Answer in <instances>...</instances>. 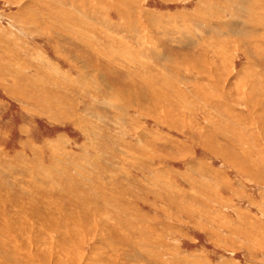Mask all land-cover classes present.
<instances>
[{
  "label": "rangeland",
  "instance_id": "obj_1",
  "mask_svg": "<svg viewBox=\"0 0 264 264\" xmlns=\"http://www.w3.org/2000/svg\"><path fill=\"white\" fill-rule=\"evenodd\" d=\"M263 5L0 0V264H264Z\"/></svg>",
  "mask_w": 264,
  "mask_h": 264
},
{
  "label": "bare ground",
  "instance_id": "obj_2",
  "mask_svg": "<svg viewBox=\"0 0 264 264\" xmlns=\"http://www.w3.org/2000/svg\"><path fill=\"white\" fill-rule=\"evenodd\" d=\"M251 1H252V0H251ZM253 4H256V3L253 1ZM263 6H264V5H263ZM262 9H263V8H262ZM246 12H247V11H246ZM243 16H244V15H243ZM245 20H246V18H245ZM245 20H244V21H245ZM244 21H242V22L244 23ZM246 21H247V20H246ZM39 23H41V22H39ZM43 24H44V23H43ZM245 24H247V23H245ZM247 25H249V24H247ZM43 28H44V29H46V28L48 29V27H45V25H44ZM65 57H66V56H65ZM68 58H69V57L67 56V59H68ZM2 59H3V58H2ZM70 59H71V58H70ZM3 60H4V59H3ZM0 61H1V60H0ZM0 63H1V62H0ZM3 63H5V62H3ZM5 64H6V63H5ZM11 65H12V64H11ZM6 67H7V66H6ZM6 69H7V68H6ZM77 70H78V69H77ZM14 76H15V75H14ZM14 76H13V77H14ZM20 76H21V75H20ZM11 78H12V77H11ZM14 78H15V77H14ZM16 78H17V77H16ZM14 81H15V80H14ZM30 82H32V81H30ZM32 83H33V82H32ZM32 85H33V84H32ZM27 86H28V85H27ZM18 87H20V86H18ZM85 87H86V86H85ZM22 88H23V87H22ZM15 90H16V89H15ZM17 90H18V89H17ZM20 90H21V88H20ZM89 90H90V89H89ZM24 92H25V91H24ZM34 92H35V91H34ZM25 93H26V92H25ZM34 95H35V97H36V94H34ZM255 95H256V94H255ZM27 96H28V95H27ZM27 96H26V97H27ZM32 96H33V95H32ZM37 96H39V95H37ZM158 96H159V95H158ZM159 97H160V96H159ZM32 98H33V97H32ZM36 98H37V97H36ZM48 99H49V98H48ZM55 99H56V98H55ZM57 99H58V98H57ZM35 100L37 101L38 99H35ZM41 101H42V100H41ZM57 101H58V100H57ZM259 101H260V100H259ZM45 102H46V101H45ZM262 102H264V100H263ZM36 103H37V102H36ZM40 103H41V102H40ZM47 103H48V102H47ZM47 103H46V104H47ZM257 103H258V102H257ZM150 104H151V103H150ZM48 105H49V104H48ZM50 105H51V103H50ZM145 106H146V105H143V106L141 107V109H139V111L145 113V115L148 114L149 116L151 115L152 117H156V118H159V119L164 117V114L162 113L163 111H162V112H159L160 110H159V109H156V107H158L157 105H154L155 107H153V110H151V108H148V106H147V107H145ZM161 110H162V109H161ZM165 110H166V109H165ZM49 111H51V110H49ZM51 112H53V111H51ZM164 113H165V112H164ZM165 114H166V113H165ZM55 115H56V114H55ZM55 115H54V117H55ZM62 115H63V114H62ZM166 115H167V114H166ZM50 117H51V115H50ZM56 117H57V115H56ZM152 117H151V118H152ZM165 117H166V116H165ZM64 118H65V117H64ZM51 119H52V118H51ZM53 119H54V118H53ZM73 119H74V118H73ZM78 119H79V118H78ZM80 119H81V118H80ZM80 119H79V121H80ZM157 120H158V119H157ZM158 121H159V120H158ZM160 121H161V120H160ZM80 122H81V121H80ZM81 124H82V122L80 123V125H81ZM225 151H226V150H225ZM222 155L225 156V155H227V154H225V153L222 152ZM227 156H228V155H227ZM234 158H235V157H234ZM183 200H184V199H183ZM33 201H34V200H33ZM33 203H34V202H33ZM52 203H53V202H52ZM27 204H28V203H27ZM27 204H26V205H27ZM29 204H30V202H29ZM50 204H51V203H50ZM98 204H99V203H98ZM26 205L23 206L22 208H20L19 210H20V211H21V210H23V211L26 210ZM35 205H37V204H35ZM30 206H31V204H30ZM30 206H29V207H30ZM94 206L96 207L97 205H94ZM33 207H35V206H33ZM45 208H46V207H45ZM99 208H100V206H99ZM31 209H32V207H31ZM49 209H51V208L49 207ZM43 210H44V209H43ZM56 210H57V209H56ZM96 210H97V209H95V211H96ZM27 211H28V210H27ZM51 211H53V208H52ZM31 212H32V211H31ZM58 212H59V210H58ZM96 212H97V211H96ZM8 213H9V212H8ZM41 213H42V212H41ZM71 213H72V212H71ZM28 214H29V212H28ZM30 214H31V213H30ZM96 214H97V213H96ZM96 214H95V215H96ZM98 214H99V213H98ZM71 216H72V215H71ZM80 216H81V215H80ZM87 216H88V215H87ZM89 216H91V215H89ZM89 216H88V217H89ZM99 216H100V215H99ZM50 217H52V216H50ZM38 220H39V219H38ZM63 221H65V220H63ZM68 221H69V220H68ZM68 221H67V222H68ZM73 221H74V219H73ZM91 221H92V220H91ZM30 222H31V221H30ZM48 222H50V221H48ZM77 222H78V221H77ZM71 223H72V222H71ZM68 224H69V223H68ZM17 225H18V224H17ZM66 225H67V224H66ZM13 227H14V226H13ZM97 227H98V226H97ZM15 228H16V227H15ZM55 228H56V227H55ZM99 229H100V228H99ZM107 229H109V228H107ZM59 230H60V229H59ZM72 230H73V229H72ZM102 230H103V229H102ZM54 231H55V230H54ZM98 231H99V230H98ZM103 231H104V233H105V230H103ZM100 232H101V231H100ZM5 233H6V232H5ZM8 235H9V234H8ZM152 235H153V234H152ZM23 237H24V236H23ZM7 239H8V238H7ZM5 243H6V242H5ZM8 243H10V242H8ZM8 243H6V244H8ZM125 244H126V243H124V245H125ZM14 245H15V244H14ZM103 246H104V245H103ZM111 246H112V245H111ZM114 247H115V246H114ZM114 247H113V248H114ZM105 248H106V247H105ZM105 248H104V249H105ZM111 248H112V247H111ZM115 248H116V247H115ZM48 249H49V248H48ZM99 249H100V247H99ZM104 249H103V250H104ZM114 250H115V249H114ZM144 250H146V249H144ZM54 251H55V250H54ZM66 251H69V250L66 249ZM71 251H72V250H71ZM71 251H70V252H71ZM75 251H76V250H75ZM106 251H107V250H106ZM106 251H105V252H106ZM117 251H118V250H117ZM117 251H115V252L117 253ZM125 251H126V250H125ZM55 252H56V251H55ZM113 252H114V251H113ZM121 252H122V251H121ZM121 252H120V253H121ZM52 253H53V252H52ZM64 253H65V251H64ZM73 253H74V252H73ZM107 253H108V252H107ZM116 253H115V254H116ZM143 253H144V252H143ZM149 253H150V252H149ZM66 254H67V253H66ZM101 254H102V253H101ZM103 254H104V253H103ZM121 254H122V253H121ZM121 254H120V255H121ZM57 255H58V254H57ZM64 255H65V254H64ZM64 255H63V256H64ZM124 255H126V254H124ZM144 255H145V254H144ZM146 255H147V254H146ZM58 256H60V254H59ZM95 256H97V254H96ZM115 256H116V255H115ZM115 256H114V257H115ZM118 256H119V255H118ZM126 256H127V255H126ZM147 256H148V255H147ZM55 257H57V256H55ZM73 257H75V256H73ZM110 257H111V256H110ZM123 257H124V256H123ZM62 258H63V257H62ZM67 258H68V257H67ZM67 258H66V259H67ZM90 258H91V257H90ZM118 258H119V257H118ZM118 258H117V259H118ZM151 258H152V257H151ZM1 259H2V258H1ZM63 260H64V259H63ZM100 260H101V259H100ZM112 260H113V259H112ZM112 260H111V261H112ZM119 260H120V258H119ZM119 260H118V261H119ZM2 261H5V262L7 261V262H8V260H4V259H2ZM10 261H15L14 264H23V263H20V260H19L18 258H16V257L10 259ZM17 261H18V263H16ZM66 261H68V260H66ZM97 261H98V260H97ZM52 262H53V261H52ZM55 262H56V261H55ZM107 262H108V261H107ZM93 263H94V262H93ZM99 263H100V262H99ZM111 263H112V262H111ZM115 263H116V262H115ZM86 264H87V263H86ZM105 264H106V263H105Z\"/></svg>",
  "mask_w": 264,
  "mask_h": 264
}]
</instances>
